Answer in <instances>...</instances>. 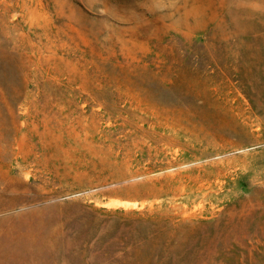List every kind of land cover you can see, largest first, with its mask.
Here are the masks:
<instances>
[{"label": "rangeland", "instance_id": "obj_1", "mask_svg": "<svg viewBox=\"0 0 264 264\" xmlns=\"http://www.w3.org/2000/svg\"><path fill=\"white\" fill-rule=\"evenodd\" d=\"M0 264H264V0H0Z\"/></svg>", "mask_w": 264, "mask_h": 264}]
</instances>
